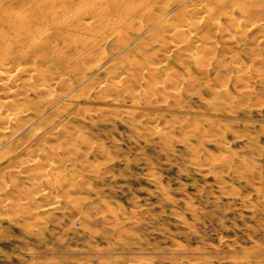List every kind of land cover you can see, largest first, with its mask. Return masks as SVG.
Here are the masks:
<instances>
[{"label":"rangeland","instance_id":"1","mask_svg":"<svg viewBox=\"0 0 264 264\" xmlns=\"http://www.w3.org/2000/svg\"><path fill=\"white\" fill-rule=\"evenodd\" d=\"M163 1L143 15H129L116 34L143 39L113 56L101 81L115 89L97 99L93 119L83 124L80 148L66 146L63 165L52 166L62 173L53 177L57 185L37 180L35 175L45 173L44 160L33 169L19 168L22 159L11 154L0 160V264H264V0H226L224 6L223 0H175L180 6L175 16L154 27V16L171 11ZM69 4L0 0V15L23 8L21 19L33 21L31 33L21 21L1 22L0 28L12 32L11 38H55L61 45L78 38L89 44L105 34L102 28L94 34L65 28L66 22L79 19L76 9H66ZM188 22V35L179 37L176 28ZM170 37L188 51L163 53ZM102 49L107 55L117 51L108 44ZM196 50L204 52L203 58L199 55L205 58L202 65L190 53ZM145 51L155 61L170 58L176 68L168 75L178 69L159 89L163 93L150 89L149 82L139 89L127 86L132 83L125 74L135 71L133 63L141 55L147 58ZM122 85L130 95L147 90V105L133 95L129 100L127 92L124 96L117 89ZM84 86L90 93L84 90L80 99L97 91ZM42 95L30 94V103L51 102V93ZM83 138L89 148L84 149ZM39 189L46 190L36 194Z\"/></svg>","mask_w":264,"mask_h":264},{"label":"bare ground","instance_id":"2","mask_svg":"<svg viewBox=\"0 0 264 264\" xmlns=\"http://www.w3.org/2000/svg\"><path fill=\"white\" fill-rule=\"evenodd\" d=\"M160 1L161 0H69L70 4H69V6L66 7V9L68 7L72 8L73 10L76 9L77 10L76 15H78L79 21L78 20L76 21L74 19V20L70 21L69 23L66 22L65 26H64L65 28H67V27L71 28V26H74L77 33H85V34L86 33L94 34L93 32L95 30H97V29L99 30L101 28H102V30H104V29L108 30V32H106L104 30L105 34L103 36L99 37V39H96V40L94 39L95 41H92V43H89V44L86 43L85 41L81 40V39L79 40V38H78V40H75L72 45H71V43H70V45H68L66 43L61 45L58 40L55 41V38H40V39L37 38L36 39V38H25V36H24V38H11L12 32L6 31L5 29L1 30V28H0V34H4L7 37V38L6 37H4V38L0 37V160L3 158H6V156H8L10 154L14 158H21L22 164L18 165L19 168L21 165H23L25 167L31 166L30 168H32V166H33V168H35L36 166L39 167V166H41V163H43V160H44L46 166L43 163L44 167H42V168L40 167V168L42 169V171L45 170V173L42 174L41 176L35 175V174L34 175L37 176V180L39 179V182L47 183L50 186L51 185H54V186L57 185L56 183H58V180H56V181L53 180V177H55V178L57 176L61 177L62 173L59 170L60 168L58 169V171H60V173L53 172V167H56V166L58 167L59 164L63 165V163H64L63 153L65 151H67V149L64 150V148H66V146H69V145H71L72 147H75V149L80 148L79 147V145L81 143L80 140L82 139L80 134H82L81 130L83 129V124L85 123V121L87 119L88 120L93 119V116L97 111V106H98L97 105L98 104L97 99L100 97L101 98L105 97V95H106L105 93H107V92L110 93L111 91H113V89H115V88H113V86L109 85L106 80L101 81L102 80L101 78H103V76L105 77V75L108 73V69H110L109 64L112 61L113 56L120 51L122 52V50H126L129 46L134 44L136 41L143 39L142 38L143 35H139L140 37H137L135 39V37H133V38L132 37L118 38L116 34L121 32V30L123 29V26L126 24V18H128L129 15L132 16V14H133V17L138 16V15H143L144 13L147 12L148 8H149V10H150V8H152L151 7V6H153L152 4H156ZM225 2H226V0H223V4H221V5L224 6ZM24 3H25V1H24ZM41 3L42 2H40V7H41ZM163 3L170 6L171 11L169 13L165 14L163 17L162 16H154L153 21H152V26H154V27H156L159 24V22L161 23V21L164 18H172V16L174 17L175 15H173V13L177 10V8L180 7L179 5H174V3H176L175 0H165V1H163ZM201 3H202V1H201ZM12 4L15 7L17 6V4H15V3H12ZM54 4L55 3H53V5ZM64 5H65V3H64ZM12 6L10 5V7H12ZM189 6L191 7L192 5H189ZM41 8H39L40 11H41ZM72 9H70V11ZM209 9H211V8H209ZM22 10L25 11V9H23V8H22ZM21 11L20 10L18 12L14 11L10 15H8V14L5 15L4 13L1 14L3 16L0 15V17H1L0 23L2 22L4 24H6V23H10L12 21L13 22L14 21H16V22L21 21L20 26L24 27V29H27L26 31H28V33H31L33 21L30 17H28V18L26 17L24 19H21L22 15H24L21 13ZM55 11H57V10H55ZM34 12L36 13V11H34ZM188 12L190 13V15L194 14V16H195V9L194 8L188 9ZM62 13H63V11H62ZM149 13H151V12L149 11ZM211 13H213V9H212ZM37 14H39V13H37ZM69 15L70 14L67 15V18L69 17ZM113 15L119 16L120 20L116 21V18H114L115 20H113L111 18V16H113ZM4 16H6V17H4ZM206 16L207 15L205 13L202 15L203 18H205ZM210 16L211 15H209V17ZM215 16H217V15H215ZM192 17H193V15H192ZM217 17H219V16H217ZM232 17H234V16H232ZM190 19H192V18H190ZM45 21L47 24L48 23L47 20H45ZM52 21H54V20H52ZM201 21H202V19H201ZM201 21H199V22L201 23ZM230 21H232V19ZM199 22H198V25H200ZM42 23H44V21ZM132 24H135V23H132ZM188 24H190V22H188L186 24L187 26L185 25L186 27H184L182 29L180 28L179 29L180 31L178 30L177 26H176L177 28L175 27L178 30L177 31L175 29L177 32L176 34H178L179 37L184 36V34H187L189 32V30L191 29V25H188ZM16 25H18V23H16ZM60 27H62V26H60ZM221 28H223V27H221ZM148 30L146 29V31H148ZM235 30H236V28H235ZM191 31H193V30H191ZM210 31H208V32H210ZM241 31H242V29H241ZM1 36H3V35H1ZM13 36H14V34H13ZM18 37H23V35L18 36ZM186 37L188 38V36H186ZM113 38H116V39H113ZM163 38H165V37H163ZM177 39H180V38H177ZM168 40H169V42H172V43H170L171 45H168L170 47L167 48V46H166L167 51H166V49L164 50L161 48L163 50V53L164 52H166V53L171 52L172 54L173 53H181L180 51L183 49L182 48L183 46H181L179 44L180 42L173 43L175 38H171V37L168 38ZM185 41H187V39L184 40V42ZM192 41H190V42H192ZM145 42H146V40H145ZM162 42L163 41L161 39V43ZM149 43H151V42H149ZM167 43H168V41H167ZM107 44L111 47L112 46L116 47L117 51H115L114 53H112L110 55H107L104 51H102L103 50L102 48L106 47ZM146 44H148V43L146 42ZM148 45H150V44H148ZM186 46H187V44H186ZM158 47H160V46H158ZM164 47L165 46H163V48ZM192 48H193V46H192ZM135 49L136 48H134V50ZM185 49L186 48H184L182 51L184 52ZM210 50H211V52H213L212 49H210ZM203 51H204V49H203ZM209 51H207V52L209 53ZM147 52L145 53V56L147 57L146 59L143 58L144 55H141L140 59L137 58V61H135L133 59V61H135L133 64L136 66V68H134L135 71L134 72H128L127 74H125V81H127L130 78L129 80L131 81L132 84H129L127 86L133 85V86L137 87V89H139L138 87H142L143 82H145V83L149 82L151 84L153 83L152 85L149 84V86L151 85L150 89L159 90V89H161V87L164 84L168 83L172 79L171 76L174 75V72L177 71L178 69H176L174 72H172V70H171V74H170L171 76L168 75L166 71H168L170 69L174 70V68H176L171 62L168 61V60H170V58L168 59V57H165V59H163V61H160V60L155 61L152 59L154 56H151L152 54H148ZM197 52H199V51L196 50V52H190L193 54V56H194V58H196V60H198L200 56L202 57V55L204 57V54H203L204 52L203 53L201 52L202 53V54L200 53L201 55L198 54ZM141 54H144V53H141ZM183 54H185V52ZM179 55H181V54H179ZM86 56L88 57V59L84 60V57H86ZM158 56H160V55H158ZM141 58H143V59H141ZM238 59L239 58H237V60ZM200 60H201V58L198 60V62ZM203 60H201L202 63L200 61L201 65L203 64ZM237 60L236 61L234 60V61H235V63L239 64L240 63L239 61H241V60H239V61H237ZM200 63H198V65ZM206 66H207V64H206ZM201 70H203V69H201ZM68 73H72V75L73 74L74 75H80L81 77H79L76 80H71L69 76H66V75H68ZM175 74H177V73H175ZM180 74H181V72H180ZM113 76H114V74H113ZM115 76H116L115 77V79H116L118 74L117 75L115 74ZM241 78L242 77H240V79ZM174 79H173V81H174ZM86 82H88V83H86ZM175 82H177L176 79H175ZM85 84L88 85L89 87L93 86L94 89L97 88V91L93 92L90 95H87L90 93V91L88 93L87 90H90V89L88 88L85 90V88H86L84 86ZM120 84H121V82H120ZM178 84H180V83H178ZM225 84H227V83H225ZM174 85H176V84H174ZM249 85H250V83H249ZM252 85L253 84H251L250 86H252ZM146 86H148V85L146 84ZM130 87H132V86H130ZM172 87H174V86H172ZM176 87L177 86H175L174 88H176ZM237 87L239 88V85ZM90 88H92V87H90ZM179 88H177V89H179ZM117 89L119 92H121V93L123 92V95L126 92H127V94L130 93L129 91L126 90V88L123 85L121 86V88H117ZM84 90L87 91L86 92L87 94L83 99H80V97L82 96V92ZM145 91H147V90H145ZM145 91H143V94H141L140 91H137L135 94L134 93H132L131 95L128 94L127 98L130 100L131 98H129V96L132 97V95H133V97H135L137 99L142 98L141 100L143 102L145 100L144 98L146 96ZM159 91H162V90H159ZM45 92H46V94L48 93L49 95H50V93L52 94L51 96L53 98H52L51 102H48L45 105L34 103V101H33V103H30L32 101V99H29L30 94H37L38 96H41L42 94H45ZM147 93L149 94V92H147ZM162 93H163V91H162ZM112 94H113V92H112ZM112 94H109V95H112ZM118 94H120V93H117L116 95H118ZM42 96L44 97L45 95H42ZM124 96H121V97H124ZM104 99H102V100H104ZM123 99H126V98L124 97ZM126 100H125V102H126ZM111 101H112V99H111ZM140 101H139V103H140ZM162 101L165 102V99ZM242 102H244V101H242ZM108 103L109 102H105V101L103 102L104 105H108ZM137 103H138V100H137ZM148 103H149V101H148ZM134 104H136V101ZM150 104L151 105H148V107L152 106L151 102H150ZM145 105H147V104H145ZM148 107L145 106V108H148ZM149 108L154 109V106H152V108L151 107H149ZM118 110H119V108L117 109V111ZM128 110L129 109H126V111H128ZM130 111H131V109H130ZM117 114H118V112H117ZM77 121H82V122L79 123ZM87 138H89V137H87ZM89 139L91 141V138H89ZM89 139H87V141ZM84 141H86L85 138H83V142ZM91 142L93 144V141H91ZM88 143L86 142V145H85V142L83 143L84 149H85V146H87L89 148V146L87 145ZM87 147H86V149H87ZM63 150H64V152H63ZM69 160H71V159H68V162H69L68 164L72 163V161L70 162ZM56 162H59V164L57 163V165H56ZM64 165H67V164H64ZM15 166H16V168H18L17 165H15ZM22 168L25 169L24 167H22ZM19 171L22 172L21 170H19ZM64 171H65V169H64ZM96 171L94 170V172H96ZM24 172L27 173L28 170H27V172L26 171H24ZM0 175H2L1 176V178H2L3 173ZM31 175L29 176L30 181H33L36 184L38 182L36 180V177L35 176L32 177L33 175L32 176ZM16 188H18V187L16 186ZM1 189H3V188H1ZM43 190H46V189H42V190L39 189L36 194H40ZM51 191L53 192V188ZM26 192H27V190H26ZM45 192L48 193L47 191H45ZM51 195L52 194L50 192L48 197ZM17 197H20V196H17ZM26 199H27V197H26ZM0 202L3 203L4 201L0 199ZM2 203H1V205H2ZM1 205H0V208H1ZM32 205H34V204H32ZM5 206H6V204H5ZM24 207H26V206H24ZM32 208L34 209V207H32ZM23 209H25V208H23ZM27 210L30 211V209H27ZM21 213H22V211H21ZM42 222H44V221H42Z\"/></svg>","mask_w":264,"mask_h":264}]
</instances>
